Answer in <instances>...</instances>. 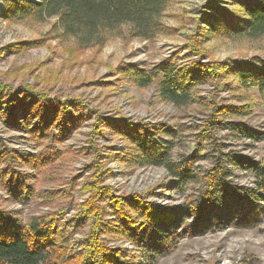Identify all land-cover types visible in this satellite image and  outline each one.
Segmentation results:
<instances>
[{
    "label": "trees",
    "instance_id": "trees-1",
    "mask_svg": "<svg viewBox=\"0 0 264 264\" xmlns=\"http://www.w3.org/2000/svg\"><path fill=\"white\" fill-rule=\"evenodd\" d=\"M0 2L4 6V20L41 22L55 18L62 35L73 38L78 49L86 50L102 46L107 36L122 26H128L136 38L153 39L161 30L160 18L169 0ZM234 6L236 9L232 10L220 7L217 0L206 1L203 8L215 11L217 16V21L211 26L212 32L231 39L264 38V0H234ZM200 13V21L205 22L206 12ZM188 48L190 56L197 53L192 47L191 51ZM115 71L121 75L120 80H126L139 89L154 86L162 101L177 108L200 102L197 88L210 82L215 87H218V82H225L223 88H228L229 92L255 90L264 100V60L261 59L204 62L198 58L178 63L169 57L149 69L127 63ZM3 89L0 84V105L4 104L1 97ZM23 92L31 94L34 100L31 108L36 106L33 112L36 121L24 132L37 145H43L47 138L52 144L65 142L81 127V121L91 117L79 101H71L73 104L70 105L58 99H45L46 96L35 94L31 87H26ZM16 107L24 109L22 122H27L30 116L28 112L31 109L25 107L21 100L9 103L6 111L9 114L4 118L11 129H16ZM205 108L209 110V116L203 128L197 127L202 132L201 138L196 140L197 147L177 162L172 161L170 154L177 136L172 128L123 117L104 122L109 135L126 144L116 156L121 164L162 168L167 172L169 184L179 191L189 185L196 186L194 195L186 196L182 205L156 204L149 200V195L154 196V193L146 196L137 193L115 195L103 184L110 172L98 162L100 157L95 151V158L88 167L93 172L81 187L82 195L87 197L79 205L75 206L68 197L71 195L69 186L55 196L48 191L39 193L36 199L41 198L48 203L56 197L61 198L62 204L56 205L55 211L33 215L26 220L0 206V264H153L158 257L168 254L180 238L201 236L230 227H258L264 217V163L241 155L230 156L233 168L249 172L254 177L253 187L240 186L230 178L231 171L225 165L227 155L216 146L212 149L214 153H202V142L214 141L213 134L219 130L251 142L263 140L264 133L236 120L249 114L246 107L221 106L211 100ZM100 127L99 122L94 123L92 133L102 139L105 136ZM17 128L24 129L23 125ZM90 143L93 147L94 141ZM48 147L37 157H20L0 147V165L3 166L0 169V188L10 199L17 202L22 195L34 194L25 175H21L12 162L17 160L34 172L39 171L38 167L48 163L52 165L62 157L60 150ZM205 159L210 160L212 166L199 174L195 164ZM73 209L75 215L63 220L66 212ZM80 231L84 236L79 240V250H74L71 239ZM109 238L132 246L133 255H128L124 248H109L106 243Z\"/></svg>",
    "mask_w": 264,
    "mask_h": 264
},
{
    "label": "rangeland",
    "instance_id": "rangeland-1",
    "mask_svg": "<svg viewBox=\"0 0 264 264\" xmlns=\"http://www.w3.org/2000/svg\"><path fill=\"white\" fill-rule=\"evenodd\" d=\"M206 1L169 0L160 18L161 30L151 40L136 38L128 26H122L110 33L102 46L86 50L78 49L73 38L62 35L55 18L41 22L4 20V6L0 2V84L4 87L1 94L4 104L0 105V147L20 157H37L48 146L62 153L54 164H44L35 172L14 160V168L25 175L35 197L33 193L30 196L22 195L15 202L0 188V206L3 209L17 213L23 220L50 213L56 210V205L62 204L61 198L54 197L47 203L36 197L43 191L55 196L69 186L71 195L68 194V197L75 206L79 205L87 197L82 195L81 187L93 172L88 167L96 154L100 157L98 162L110 172L103 184L111 188L115 195L137 193L146 196L154 193V196L149 195V200L162 206L182 205L186 196L194 195L195 185H189L182 191L173 189L167 172L162 168H137L121 164L116 156L126 144L109 135L105 120L123 117L134 122L162 124L172 128L177 133L170 153L174 162L197 147L196 140L201 138L202 133L197 127L203 128L209 116L205 105L211 100L221 106L246 107L249 114L236 120L264 133V100L255 90L229 92L228 88H223L225 82H218V87L210 82L197 88L200 102L177 108L162 101L154 86L139 89L126 80H120L121 75L115 71L121 64L127 63L149 69L169 57L175 58L178 63L198 58L204 62L264 60V38L231 39L212 32L211 26L217 21V16L215 11L203 8ZM217 4L236 9L234 0H217ZM201 11L206 12L205 22L200 21ZM188 47L197 53L190 56ZM26 87L33 88L34 93L43 98L46 96L45 99H58L70 105L79 101L91 117L81 121V127L65 142L52 144L47 138L43 145H37L24 132L36 121L33 113L36 106L31 108L34 100L31 94L23 92ZM20 100L31 109L28 112L30 116L27 122H22L24 109L16 107L15 122L18 125L15 123L16 129H11L4 118L9 114L6 112L7 106ZM31 117L33 120L30 121ZM96 122L100 123V131L106 139L93 135L92 125ZM21 125L24 129L17 128ZM213 135L214 141L202 142V153H212V149L218 147L227 155L225 165L231 171L230 178L240 186L253 187V175L233 168L230 156L241 155L264 163V139L251 142L234 138L225 130L216 131ZM91 140L94 141L93 147L90 146ZM211 166L212 162L205 159L195 164V170L200 174ZM66 213L63 220L74 216L76 211L73 209ZM83 233L80 231L73 235L72 249L79 250ZM106 243L112 250L124 248L128 250V255H133L132 246L122 240L109 238ZM153 264H264V217L256 228L230 227L201 236L180 238L168 254L158 257Z\"/></svg>",
    "mask_w": 264,
    "mask_h": 264
}]
</instances>
